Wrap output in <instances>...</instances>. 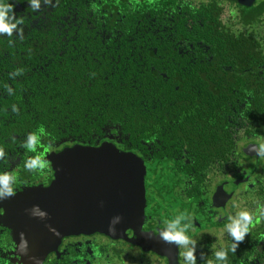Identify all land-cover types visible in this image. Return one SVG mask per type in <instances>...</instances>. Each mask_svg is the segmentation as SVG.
<instances>
[{
	"label": "flooded vegetation",
	"instance_id": "af4514ba",
	"mask_svg": "<svg viewBox=\"0 0 264 264\" xmlns=\"http://www.w3.org/2000/svg\"><path fill=\"white\" fill-rule=\"evenodd\" d=\"M245 1L53 0L55 6L64 3L68 24L78 19L91 24L90 16L95 25L101 21L102 31L98 28L95 35L109 39L121 54L123 39L130 44V55L152 51L159 64H149L151 57L146 56L145 68L170 87L191 86L197 94V88H206L207 95L184 98L189 106H182V112L167 97L146 99L149 111L155 107L149 99L160 103L158 131L150 128L140 143L133 144L121 126L110 121L101 126V133L94 130L87 139L72 131L46 137L37 133L35 152L22 146L26 135L11 133L7 143L2 139L0 148L6 155L0 171H11L16 182L15 195L0 201V264H183L184 249L158 237L164 222L180 215L188 217L182 223L192 225L188 235L198 242V264H203L202 252L207 254L203 259H215L214 250L230 248L229 215L238 209L254 212L258 201L264 203V158L252 150L264 143V22L259 11L264 0ZM53 5H47L49 11ZM213 32L243 46L221 50L204 43L203 37ZM192 71L193 79H187L186 73ZM196 109L215 112L214 119L204 116L200 122L215 127L211 128L214 146L205 147L204 133L194 136L191 145H181L184 139L172 133L179 116ZM207 148L210 153L203 152ZM72 149L90 150L92 156L101 150L127 154L142 164L146 193H152L142 204L158 201L161 207L166 198L169 207H164L165 212L143 208L150 222L145 221L140 231L131 225L126 236L95 230L54 237L45 232V224H28L33 206L46 205V200L53 204V199L25 196L54 183V157ZM36 155L46 158L48 165L42 171H29L24 163ZM82 155L88 154L77 157ZM125 166L129 170L131 164ZM21 233L28 241L27 255L18 251ZM227 264H264V217L254 216L250 233L235 253L229 251Z\"/></svg>",
	"mask_w": 264,
	"mask_h": 264
},
{
	"label": "trees",
	"instance_id": "16d2710c",
	"mask_svg": "<svg viewBox=\"0 0 264 264\" xmlns=\"http://www.w3.org/2000/svg\"><path fill=\"white\" fill-rule=\"evenodd\" d=\"M10 2L23 24L11 37L0 34V142L5 139L7 143L11 133L28 137L29 133L42 132L46 137L72 131L87 139L94 130L101 133V126L110 121L119 124L133 144L140 143L150 128L158 131L160 103L149 99L155 106L149 111L146 99L167 97L172 99V106L180 105L178 112H182V106H189L184 98L207 95L206 88H197L202 92L197 94L191 86L170 87L161 76L147 70L146 56L151 57L149 64L160 61L152 59V51L143 52L144 57L130 55L131 47L125 39L121 43L123 53L116 51L109 39L103 41L95 35L101 21L95 25L90 16L91 24L88 19L68 24L63 18V2L51 11L43 2L39 11L26 0ZM259 11L264 22V3ZM211 35L203 37V41L214 48L243 46L232 38L217 37L214 32ZM126 55L130 58L126 59ZM192 73H186L187 79H193ZM14 106L18 111L13 110ZM214 113L188 111L179 116L172 133L184 139L181 145H191L194 136L204 133L205 147L214 146L216 135H212L215 132L211 128L215 127L200 124L204 116L214 119ZM208 151L209 148L203 150Z\"/></svg>",
	"mask_w": 264,
	"mask_h": 264
},
{
	"label": "water",
	"instance_id": "95a60500",
	"mask_svg": "<svg viewBox=\"0 0 264 264\" xmlns=\"http://www.w3.org/2000/svg\"><path fill=\"white\" fill-rule=\"evenodd\" d=\"M81 153L88 155L78 158ZM92 153L90 150L72 149L60 157H54L57 168L54 183L31 197L25 196L39 199L37 195L42 194V198L53 199V204L46 200L48 204L39 206L41 211L47 213L46 218L31 212L27 214L28 224H45V232L54 237L95 230L126 236L131 225L140 231L145 221L150 222L143 208L149 211L160 208L161 212H165L164 207H169L170 200L166 198L161 207L158 201L146 207L142 204L152 197V193L150 191L151 195H147V180L139 169L142 164L135 159L120 151H94L93 156ZM128 163L133 170L125 166ZM158 196L156 194L155 197ZM115 216H121L122 221L115 223ZM112 219L117 227L116 232L109 231Z\"/></svg>",
	"mask_w": 264,
	"mask_h": 264
},
{
	"label": "clouds",
	"instance_id": "9594fccd",
	"mask_svg": "<svg viewBox=\"0 0 264 264\" xmlns=\"http://www.w3.org/2000/svg\"><path fill=\"white\" fill-rule=\"evenodd\" d=\"M29 6L39 11L44 4L53 5V0H26ZM55 6V5H53ZM23 24V18H17L14 4L10 0H0V34H7L11 37L14 31L18 30L19 26ZM22 33V29H20ZM12 89H9L11 92ZM14 111H18V108L14 106ZM38 137L34 133H29L27 140L23 143V147L30 152L37 150ZM252 150L256 152L258 157L264 158V143H259L252 146ZM6 153L3 148H0V160L4 159ZM48 165V161L42 155H36L29 157L24 166L29 171L44 170ZM16 177L11 171H0V201L8 199L15 195L14 184ZM33 215H39L41 218H46L47 213L39 209V205H34L30 210ZM254 216L256 220L264 217V203L257 202L255 211L248 209H238L235 214L229 215L228 219L230 223L226 225V230L232 239L230 248L222 246L219 250H214L213 255L215 259H203L207 254L201 253V259L203 264H227L229 259V251L235 253L239 247L240 242L244 241L246 236L250 233V228L254 223ZM115 223L122 221L121 216L113 217ZM185 215L177 216L175 219L165 221V227L159 232V238L163 239L169 244L178 245L179 248H183V264H198L197 246L198 242L188 235L191 229V223H182L187 220ZM109 231L116 232L117 227L114 226L113 219L109 224ZM22 250L23 254L27 255L28 241L26 236L21 233L18 251Z\"/></svg>",
	"mask_w": 264,
	"mask_h": 264
}]
</instances>
